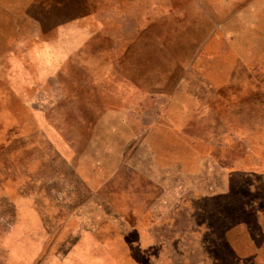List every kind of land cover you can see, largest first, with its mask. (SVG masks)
I'll return each mask as SVG.
<instances>
[{
	"label": "rangeland",
	"instance_id": "rangeland-1",
	"mask_svg": "<svg viewBox=\"0 0 264 264\" xmlns=\"http://www.w3.org/2000/svg\"><path fill=\"white\" fill-rule=\"evenodd\" d=\"M246 175L264 0H0V264H264Z\"/></svg>",
	"mask_w": 264,
	"mask_h": 264
},
{
	"label": "trees",
	"instance_id": "trees-1",
	"mask_svg": "<svg viewBox=\"0 0 264 264\" xmlns=\"http://www.w3.org/2000/svg\"><path fill=\"white\" fill-rule=\"evenodd\" d=\"M242 178H243L242 184L246 189L245 190L246 195L242 196L241 199L237 198L239 194L236 193V191H234L233 189H230L225 195H223V197H219L221 198V200L226 199L225 203L223 202L220 204V205H225V207L219 209L220 211L219 213H215V212H214L215 214L210 213L212 208H215L216 206L215 204L212 203L208 206L207 213L208 214L210 213L212 215L209 217V220L207 221V226H208L207 232L213 237H216L215 239V241H217L216 246H220V247L227 246V248H229L228 244L225 242L224 239L225 235L231 228H233V226L238 225L239 223H244L241 216L251 213H254L255 215L256 211L264 210V206H263L264 191L259 188V190L257 191L261 193L259 195L256 194V197H254L255 195L253 194L256 188H254V184L251 181L252 178H249L247 175L244 177L242 176ZM251 196H253V199ZM238 215L240 216V218H238ZM215 219L221 222L222 224V226L220 225L221 227L217 228L212 226L211 221H214ZM230 253H229L230 257L233 256L232 252Z\"/></svg>",
	"mask_w": 264,
	"mask_h": 264
},
{
	"label": "crops",
	"instance_id": "crops-1",
	"mask_svg": "<svg viewBox=\"0 0 264 264\" xmlns=\"http://www.w3.org/2000/svg\"><path fill=\"white\" fill-rule=\"evenodd\" d=\"M114 163V162H113ZM85 181H87L88 182V180H85ZM89 183V182H88Z\"/></svg>",
	"mask_w": 264,
	"mask_h": 264
}]
</instances>
